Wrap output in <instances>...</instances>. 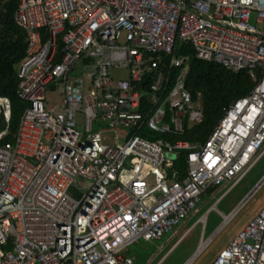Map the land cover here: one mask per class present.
Segmentation results:
<instances>
[{"label":"built area","instance_id":"1","mask_svg":"<svg viewBox=\"0 0 264 264\" xmlns=\"http://www.w3.org/2000/svg\"><path fill=\"white\" fill-rule=\"evenodd\" d=\"M15 22L27 107L3 142L11 102L0 97V264H135L131 246L176 233L210 190L228 193L264 155V0H20ZM179 42L254 82L203 143L144 135L181 136L204 120ZM50 90L60 105L47 106ZM101 122L128 130L124 142L95 132ZM212 264H264V206Z\"/></svg>","mask_w":264,"mask_h":264},{"label":"trees","instance_id":"2","mask_svg":"<svg viewBox=\"0 0 264 264\" xmlns=\"http://www.w3.org/2000/svg\"><path fill=\"white\" fill-rule=\"evenodd\" d=\"M19 2L20 0H0V97H7L11 102L9 136L3 142L14 141L21 116L27 107V103L20 100L16 93L19 82L18 69L26 56V32L15 22ZM177 48L178 55L189 57L187 87L193 95L202 93L204 120L181 136L156 135L151 132L144 135L149 139L203 143L216 127L225 108L238 98L249 94L254 88V82L246 71L234 73L221 64L197 59L191 45L179 42ZM5 126L4 120L0 121V131L4 130ZM174 169L182 171L183 174L186 172V153L178 154Z\"/></svg>","mask_w":264,"mask_h":264},{"label":"rangeland","instance_id":"3","mask_svg":"<svg viewBox=\"0 0 264 264\" xmlns=\"http://www.w3.org/2000/svg\"><path fill=\"white\" fill-rule=\"evenodd\" d=\"M113 73V72H112ZM113 77L121 79L126 77V71L115 70ZM46 103L48 107L58 106L61 103L60 92L50 90L47 93ZM84 115H78V125L84 132ZM94 124V131L102 134L112 133L121 136L119 143L124 142L128 130H112L104 122ZM196 127V126H194ZM192 129V128H191ZM154 140L153 138H150ZM184 153V152H183ZM264 178V155L247 174V176L231 191L226 193L220 203L217 200L229 188L226 184L220 188L210 190L204 196L199 205V212L188 217L173 232L164 236L161 240L146 242L138 241L131 246L126 253L135 259V264H186L194 256L203 238L214 235L223 221V215L232 213L242 200ZM78 185L76 184L75 187ZM75 189V188H74ZM76 191H73V195ZM217 203V204H216ZM216 205V206H215ZM264 206V185L246 201L242 209L232 218L229 224L213 236L212 241L205 251L198 256L192 264H212L219 252L227 246L229 240ZM206 216L205 221L202 218ZM193 228L190 232H188ZM216 237V238H215Z\"/></svg>","mask_w":264,"mask_h":264},{"label":"bare ground","instance_id":"4","mask_svg":"<svg viewBox=\"0 0 264 264\" xmlns=\"http://www.w3.org/2000/svg\"><path fill=\"white\" fill-rule=\"evenodd\" d=\"M245 203H246V200L243 203H241L234 212L230 213L229 215H223V221L220 224L218 230H216L214 235L210 236L208 239L203 238L201 240L199 244V248H197L196 253L194 254L192 258H190V260L186 264H192V262L205 251L208 244H210V242L212 241L213 236H215V234L217 235L218 232H220L224 227H226L229 224L232 218H234V216L242 209ZM205 219H206V216L202 218V221L204 222Z\"/></svg>","mask_w":264,"mask_h":264},{"label":"water","instance_id":"5","mask_svg":"<svg viewBox=\"0 0 264 264\" xmlns=\"http://www.w3.org/2000/svg\"><path fill=\"white\" fill-rule=\"evenodd\" d=\"M260 182H261V181H260ZM260 182H259V183L254 187V189H252V191H251V192H250V193H249V194H248V195L242 200L241 203H243L245 200L247 201L248 199H250V198L255 194L256 187L260 184ZM219 201H220V199L217 200V203H218ZM217 203H216V204H217ZM241 203H240V204H241ZM240 204H239V205H240ZM239 205H238L237 207H239ZM215 206H216V205H215ZM235 210H236V209H235ZM235 210H234V211H235ZM234 211H233V212H234Z\"/></svg>","mask_w":264,"mask_h":264},{"label":"crops","instance_id":"6","mask_svg":"<svg viewBox=\"0 0 264 264\" xmlns=\"http://www.w3.org/2000/svg\"><path fill=\"white\" fill-rule=\"evenodd\" d=\"M20 3V2H19ZM222 189V188H221ZM226 194V191H225V193L224 194H222L221 196H220V198L219 199H222L223 198V196ZM218 199V200H219ZM218 230V229H217ZM199 248V247H198Z\"/></svg>","mask_w":264,"mask_h":264}]
</instances>
